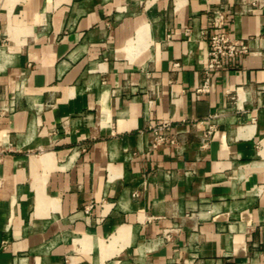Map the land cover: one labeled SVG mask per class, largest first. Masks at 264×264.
<instances>
[{
  "label": "crops",
  "instance_id": "0c3cea01",
  "mask_svg": "<svg viewBox=\"0 0 264 264\" xmlns=\"http://www.w3.org/2000/svg\"><path fill=\"white\" fill-rule=\"evenodd\" d=\"M0 264H264V1L0 0Z\"/></svg>",
  "mask_w": 264,
  "mask_h": 264
},
{
  "label": "built area",
  "instance_id": "2783aa9c",
  "mask_svg": "<svg viewBox=\"0 0 264 264\" xmlns=\"http://www.w3.org/2000/svg\"><path fill=\"white\" fill-rule=\"evenodd\" d=\"M264 0H252V4L261 3ZM224 7H220L212 12L209 17V23L218 31L211 33L209 37L208 63L205 68L206 77L202 85L197 89L198 92L207 93L210 91L211 75L215 69L223 68L225 61L229 58H242L250 52L247 43L235 39L229 32L224 29L226 15ZM170 126L168 120H163L152 127V138L149 141V150H156L164 144H175L176 139L170 137L165 130ZM213 134V127L208 130L204 139V146L207 145L209 138Z\"/></svg>",
  "mask_w": 264,
  "mask_h": 264
}]
</instances>
